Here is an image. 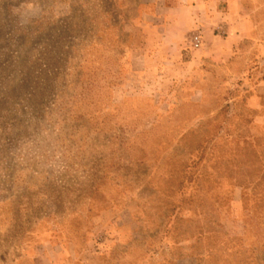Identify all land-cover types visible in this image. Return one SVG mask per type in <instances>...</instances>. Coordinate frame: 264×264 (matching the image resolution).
<instances>
[{
	"label": "rangeland",
	"instance_id": "rangeland-1",
	"mask_svg": "<svg viewBox=\"0 0 264 264\" xmlns=\"http://www.w3.org/2000/svg\"><path fill=\"white\" fill-rule=\"evenodd\" d=\"M175 1L0 0V264H264V0L164 41ZM46 118L74 173L18 183Z\"/></svg>",
	"mask_w": 264,
	"mask_h": 264
},
{
	"label": "clouds",
	"instance_id": "clouds-1",
	"mask_svg": "<svg viewBox=\"0 0 264 264\" xmlns=\"http://www.w3.org/2000/svg\"><path fill=\"white\" fill-rule=\"evenodd\" d=\"M29 7L30 11L18 17L22 27L30 25L41 14L42 10L37 5ZM62 134L61 126H49L46 118L16 143L9 155L18 183H23L29 176L43 182L74 173L71 153L60 139ZM7 175V171L0 170V179Z\"/></svg>",
	"mask_w": 264,
	"mask_h": 264
},
{
	"label": "crops",
	"instance_id": "crops-1",
	"mask_svg": "<svg viewBox=\"0 0 264 264\" xmlns=\"http://www.w3.org/2000/svg\"><path fill=\"white\" fill-rule=\"evenodd\" d=\"M220 1L221 0H177L174 3L153 8L151 12L147 13V16L151 19L155 18L161 21L160 28L163 30V33H165L163 35L164 41L182 42L185 33L191 28L196 27L204 29L206 27L214 28L220 26L226 28L227 31H231L233 27L241 26L242 30L239 29L237 34L231 31L237 37L236 40L238 41V39L246 35L245 29L252 23L249 20L246 21L247 19L243 16L242 13L245 8L240 0H226L227 5L225 8L222 7V3H219ZM232 5L234 6L232 7ZM233 8L235 9L233 10ZM222 10L225 11L221 12ZM233 12L236 13L233 14ZM222 15L224 17H222ZM228 17L229 20H227ZM172 28L179 30L177 39L169 38L166 35V32ZM211 34L214 40L220 37V35L216 34L214 31H212Z\"/></svg>",
	"mask_w": 264,
	"mask_h": 264
},
{
	"label": "built area",
	"instance_id": "built-area-1",
	"mask_svg": "<svg viewBox=\"0 0 264 264\" xmlns=\"http://www.w3.org/2000/svg\"><path fill=\"white\" fill-rule=\"evenodd\" d=\"M201 43V37L200 34L198 32H194L191 35V44L193 47H198Z\"/></svg>",
	"mask_w": 264,
	"mask_h": 264
}]
</instances>
